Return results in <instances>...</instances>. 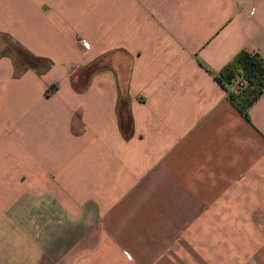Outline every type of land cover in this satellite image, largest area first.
<instances>
[{"label":"crops","instance_id":"0c3cea01","mask_svg":"<svg viewBox=\"0 0 264 264\" xmlns=\"http://www.w3.org/2000/svg\"><path fill=\"white\" fill-rule=\"evenodd\" d=\"M243 48L264 0H0V187L67 227L33 264H264V92L213 76Z\"/></svg>","mask_w":264,"mask_h":264},{"label":"rangeland","instance_id":"374dc122","mask_svg":"<svg viewBox=\"0 0 264 264\" xmlns=\"http://www.w3.org/2000/svg\"><path fill=\"white\" fill-rule=\"evenodd\" d=\"M35 198L6 194V189L0 187V264H33L40 244L45 252L49 250L51 235L67 232L66 224L57 222L63 219L62 212L50 210L49 195L42 200ZM36 201L37 205L43 203V210Z\"/></svg>","mask_w":264,"mask_h":264},{"label":"trees","instance_id":"16d2710c","mask_svg":"<svg viewBox=\"0 0 264 264\" xmlns=\"http://www.w3.org/2000/svg\"><path fill=\"white\" fill-rule=\"evenodd\" d=\"M213 76L230 103L250 119V106L264 92V57L258 51L240 49Z\"/></svg>","mask_w":264,"mask_h":264},{"label":"built area","instance_id":"2783aa9c","mask_svg":"<svg viewBox=\"0 0 264 264\" xmlns=\"http://www.w3.org/2000/svg\"><path fill=\"white\" fill-rule=\"evenodd\" d=\"M81 43H82V45L84 46V47H89V43H88V41L87 40H85V39H81Z\"/></svg>","mask_w":264,"mask_h":264}]
</instances>
